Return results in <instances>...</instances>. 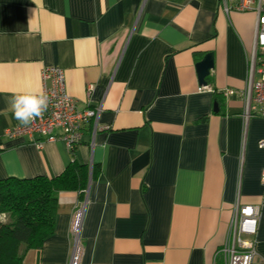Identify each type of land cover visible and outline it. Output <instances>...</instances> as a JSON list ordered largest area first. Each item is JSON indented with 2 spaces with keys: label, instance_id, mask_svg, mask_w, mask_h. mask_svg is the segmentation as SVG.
<instances>
[{
  "label": "crops",
  "instance_id": "obj_1",
  "mask_svg": "<svg viewBox=\"0 0 264 264\" xmlns=\"http://www.w3.org/2000/svg\"><path fill=\"white\" fill-rule=\"evenodd\" d=\"M256 22L219 0H0V136L21 126L8 101L40 92L46 67L79 110L99 109L72 151L1 138L0 180L53 178L73 160L89 178L83 200L58 194L53 233L22 264H69L83 203L79 264H213L237 204L261 208L264 264V119L242 118Z\"/></svg>",
  "mask_w": 264,
  "mask_h": 264
},
{
  "label": "built area",
  "instance_id": "obj_2",
  "mask_svg": "<svg viewBox=\"0 0 264 264\" xmlns=\"http://www.w3.org/2000/svg\"><path fill=\"white\" fill-rule=\"evenodd\" d=\"M226 13L231 5L236 12H253L257 17L255 38L252 52L248 58L247 90L244 93V122L251 116L264 119V0H219ZM42 91L49 97L47 111L35 119L29 126L7 128L1 138L14 140L27 137L35 142L34 137H45L48 142L62 141L68 151L80 145L83 136V124L95 120L99 109L79 110L76 101L66 92L63 71L58 67H46L41 71ZM206 90L201 87L200 91ZM92 86L87 87L86 96L90 99ZM234 95L227 90L224 96ZM55 131L59 135L54 134ZM264 148V140L259 143ZM264 181V175H262ZM84 203L72 214L69 224V235L72 240V251L69 264H79L82 256L80 228ZM261 218L258 206L235 205L228 225L226 240L215 254L213 264H253L256 258V237Z\"/></svg>",
  "mask_w": 264,
  "mask_h": 264
},
{
  "label": "trees",
  "instance_id": "obj_3",
  "mask_svg": "<svg viewBox=\"0 0 264 264\" xmlns=\"http://www.w3.org/2000/svg\"><path fill=\"white\" fill-rule=\"evenodd\" d=\"M88 173L74 160L53 178L0 180V264H22L30 250L41 249L53 233L58 194L77 192L83 200Z\"/></svg>",
  "mask_w": 264,
  "mask_h": 264
},
{
  "label": "clouds",
  "instance_id": "obj_4",
  "mask_svg": "<svg viewBox=\"0 0 264 264\" xmlns=\"http://www.w3.org/2000/svg\"><path fill=\"white\" fill-rule=\"evenodd\" d=\"M49 102V97L42 90L40 92L30 90L14 94L8 101L6 111H10L22 126H29L35 119L44 115Z\"/></svg>",
  "mask_w": 264,
  "mask_h": 264
},
{
  "label": "water",
  "instance_id": "obj_5",
  "mask_svg": "<svg viewBox=\"0 0 264 264\" xmlns=\"http://www.w3.org/2000/svg\"><path fill=\"white\" fill-rule=\"evenodd\" d=\"M213 67L212 54H206L203 59L196 64V71L198 75V83L202 87H206V78L210 75ZM217 103L214 104V111L218 112Z\"/></svg>",
  "mask_w": 264,
  "mask_h": 264
},
{
  "label": "rangeland",
  "instance_id": "obj_6",
  "mask_svg": "<svg viewBox=\"0 0 264 264\" xmlns=\"http://www.w3.org/2000/svg\"><path fill=\"white\" fill-rule=\"evenodd\" d=\"M7 220L6 216L0 214V222H5Z\"/></svg>",
  "mask_w": 264,
  "mask_h": 264
}]
</instances>
